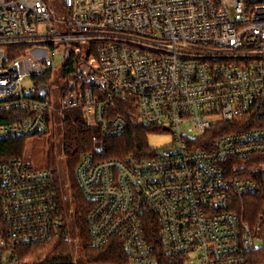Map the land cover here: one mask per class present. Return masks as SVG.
<instances>
[{"label": "built area", "instance_id": "1", "mask_svg": "<svg viewBox=\"0 0 264 264\" xmlns=\"http://www.w3.org/2000/svg\"><path fill=\"white\" fill-rule=\"evenodd\" d=\"M116 99L131 121L108 116ZM263 100L264 0H0V141L45 136L69 112L101 141L130 122L171 137L146 158L97 149L75 166L90 245L118 242L128 264H158L150 219L176 264H251L255 233L231 208L256 184L225 166L264 155V126H246ZM61 214L51 170L0 157V264L70 241Z\"/></svg>", "mask_w": 264, "mask_h": 264}, {"label": "trees", "instance_id": "2", "mask_svg": "<svg viewBox=\"0 0 264 264\" xmlns=\"http://www.w3.org/2000/svg\"><path fill=\"white\" fill-rule=\"evenodd\" d=\"M115 101V104L109 108L108 116L116 117V115H121L131 121V105L121 99H116ZM256 112L257 120L249 121V124L246 125L247 127L264 126V100L260 103ZM3 121H6V119L2 118L0 120L1 123ZM51 131L57 132L56 141L58 150L64 151L68 161L66 164L61 163L58 169V161L56 162L55 160L53 148L47 155L48 163L46 169L52 171L60 209L62 210L61 217L66 220V224H68V218H70L69 208H74L71 213L73 219H71V224L75 231L69 232L73 238H78L76 245L78 253L77 251L75 252V246L63 236L52 237L45 242L20 246L17 250L19 264H128V259L118 242L113 241L105 246V248L100 249L90 245L86 222L88 210L92 202H88L80 189L77 188L73 173L79 161V156L82 153L94 152L97 149L103 152L102 160H123L128 156L136 158L150 156L153 149L147 144V138L152 135L153 130L130 122L123 135L117 138H106L101 141L98 131L89 121L82 118L77 112H69L64 114L63 120L55 123ZM25 140L0 141V157L11 159L23 158ZM262 165H264V155L250 156L225 166L228 175L232 173L238 178H248L256 184V191L254 193H247L242 200L237 197V202L235 201L231 208L232 213H237L251 230L257 225L259 227L256 239L258 238L261 241V246L259 249L251 251L246 255L251 264L264 263V169H261ZM236 167L239 170L238 173L232 169ZM60 168H65L66 171L69 170L66 174H70L68 179L71 178V186L74 188V190L71 189V203L65 198L66 195L63 194V186L65 184L61 180L62 174L59 175ZM1 223L2 219L0 217ZM156 226V222L153 219H150L143 226L153 258L156 259L158 264H176L175 261L166 258L162 253Z\"/></svg>", "mask_w": 264, "mask_h": 264}, {"label": "rangeland", "instance_id": "3", "mask_svg": "<svg viewBox=\"0 0 264 264\" xmlns=\"http://www.w3.org/2000/svg\"><path fill=\"white\" fill-rule=\"evenodd\" d=\"M57 132L55 131H51L49 134H45V136H31L29 138H27L24 142V153H23V159L30 162V164L35 168V169H46L48 160H47V155L48 153L54 148V155H55V160L57 163V168L59 169L60 164L61 163H65L68 161L67 159L64 160L60 155H61V150H58V146H57ZM171 141V137L168 134H160L159 135H150L147 138V144H149L150 148H152L153 150H160V148L169 145ZM60 161V162H59ZM64 170V171H63ZM69 171V170H67ZM66 169H61L60 168V174L61 180L64 182L65 186H63L64 189V195L67 196V200L69 201V203H71L72 201V195H71V190H74V188L71 186V181L68 177L70 174H66ZM68 173V172H67ZM69 185H70V189H69ZM68 203V202H67ZM71 206V205H70ZM73 207L69 208V217L68 218V226H69V231H75L74 228L72 227L71 224V213L73 211ZM73 220V219H72ZM257 227V228H256ZM255 228H253V231L255 233V237L257 230H258V225ZM69 241V240H68ZM257 244L259 245V247L261 246V241H259V239H256ZM70 243L73 244L76 248L75 252L77 251L78 253V249H77V243H78V238L75 237L73 238L70 235ZM264 264V263H262Z\"/></svg>", "mask_w": 264, "mask_h": 264}]
</instances>
